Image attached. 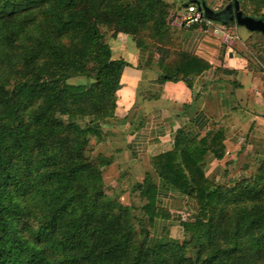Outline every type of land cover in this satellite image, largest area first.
<instances>
[{
  "label": "trees",
  "instance_id": "trees-1",
  "mask_svg": "<svg viewBox=\"0 0 264 264\" xmlns=\"http://www.w3.org/2000/svg\"><path fill=\"white\" fill-rule=\"evenodd\" d=\"M238 1L244 15L264 20V0ZM176 2L0 0V264H264V168L231 184L212 181L205 162L224 156L221 130L185 148L180 133L152 159L165 186L196 202L177 218L181 238L152 234L156 218L172 216L157 206L151 175L132 186L127 204L104 178L112 158L93 154L91 139H103L116 118L129 65L113 58L109 34L159 54V84L191 85L209 68L168 48ZM76 78L85 81L69 83Z\"/></svg>",
  "mask_w": 264,
  "mask_h": 264
},
{
  "label": "crops",
  "instance_id": "crops-1",
  "mask_svg": "<svg viewBox=\"0 0 264 264\" xmlns=\"http://www.w3.org/2000/svg\"><path fill=\"white\" fill-rule=\"evenodd\" d=\"M182 1L177 0L175 14L186 13ZM200 1L220 17L209 19L208 25H172L168 45L209 64L191 85L183 80L159 84V54L150 57L127 34L107 37L113 58L129 65L117 92L116 118L103 126V139H91V146L93 154L112 158L104 178L109 192L125 203L131 202L136 182L153 177L157 206L172 216L155 219L156 238H181L178 216L186 218L197 207L165 186L152 164L156 155L172 149L178 134L182 148L211 130L225 134L224 156L210 154L205 162L206 175L217 184L250 178L264 168V39L256 31L221 21L222 16L231 17L226 0Z\"/></svg>",
  "mask_w": 264,
  "mask_h": 264
},
{
  "label": "water",
  "instance_id": "water-1",
  "mask_svg": "<svg viewBox=\"0 0 264 264\" xmlns=\"http://www.w3.org/2000/svg\"><path fill=\"white\" fill-rule=\"evenodd\" d=\"M196 3L198 5V9L203 12L206 18L218 19L220 17L219 13H215L212 9L207 6L205 2L196 0ZM226 8L230 12V18H234L238 25L244 26L250 31L261 32L264 35V20L244 15L243 12L240 10L238 0L234 2V6L232 4H228Z\"/></svg>",
  "mask_w": 264,
  "mask_h": 264
},
{
  "label": "built area",
  "instance_id": "built-area-1",
  "mask_svg": "<svg viewBox=\"0 0 264 264\" xmlns=\"http://www.w3.org/2000/svg\"><path fill=\"white\" fill-rule=\"evenodd\" d=\"M211 21L204 16L202 11L198 9L196 5H190L187 7L185 14L181 15L179 19L180 25H201V24H210ZM236 38V37H233Z\"/></svg>",
  "mask_w": 264,
  "mask_h": 264
},
{
  "label": "rangeland",
  "instance_id": "rangeland-1",
  "mask_svg": "<svg viewBox=\"0 0 264 264\" xmlns=\"http://www.w3.org/2000/svg\"><path fill=\"white\" fill-rule=\"evenodd\" d=\"M181 18V15L175 14L174 10H171V13L168 17V23L172 25L174 24H179V19ZM85 80L84 78H76V79H71L69 80V83L71 84H78V83H83ZM112 185H110L111 187Z\"/></svg>",
  "mask_w": 264,
  "mask_h": 264
}]
</instances>
